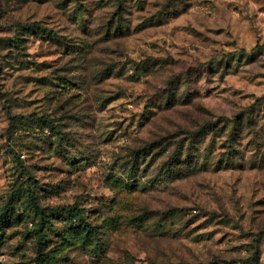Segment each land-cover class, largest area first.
Here are the masks:
<instances>
[{"label": "rangeland", "instance_id": "1", "mask_svg": "<svg viewBox=\"0 0 264 264\" xmlns=\"http://www.w3.org/2000/svg\"><path fill=\"white\" fill-rule=\"evenodd\" d=\"M0 264H264V0H0Z\"/></svg>", "mask_w": 264, "mask_h": 264}, {"label": "trees", "instance_id": "2", "mask_svg": "<svg viewBox=\"0 0 264 264\" xmlns=\"http://www.w3.org/2000/svg\"><path fill=\"white\" fill-rule=\"evenodd\" d=\"M256 54H257V52L256 51H254V52H252L251 54H245L244 52L243 53H241L240 54V58H242V57H246V59L248 60V61H250V62H252V61H254V59L256 58ZM235 54H233V55H230L229 56V59H228V61L229 62H231V58L234 56ZM213 64L212 63H205V64H201L200 65V69L202 70V71H213ZM186 94H187V97L188 98H190V95L192 94V92H185Z\"/></svg>", "mask_w": 264, "mask_h": 264}]
</instances>
